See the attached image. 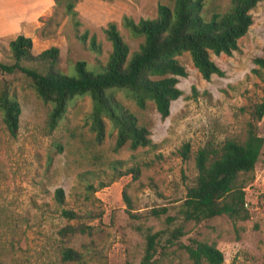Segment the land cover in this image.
I'll use <instances>...</instances> for the list:
<instances>
[{
	"label": "rangeland",
	"instance_id": "1",
	"mask_svg": "<svg viewBox=\"0 0 264 264\" xmlns=\"http://www.w3.org/2000/svg\"><path fill=\"white\" fill-rule=\"evenodd\" d=\"M158 3L172 6L173 0H77L79 26H74L63 3L55 4L41 20L31 52L36 55L55 45L62 72L75 74L79 60L97 70L111 51L103 31L106 24L117 23L132 52L142 38L131 36L121 17L154 18ZM251 15L252 24L238 40L237 50L231 55L210 53L223 75L206 80L188 53L178 57L187 75L178 77L181 95L171 102L165 118L151 101L140 109L116 92V98L150 132L151 145L134 150L128 144L115 147L116 129L106 117L104 136L97 139L89 96L72 100L50 129L52 104L42 101L24 73L0 68V94L8 91L21 109L16 137L9 134L0 110V264H140L146 233L175 227L185 232L181 243L191 238L215 243L223 253L221 264H264V147L245 187L248 218L221 215L183 222L178 214L196 175L195 151L209 142L243 139L249 112L264 97V79L252 72L254 58L263 54L264 0ZM85 30L88 37L95 34L99 53L90 49L88 39L81 40ZM12 62L8 43L0 42V63ZM22 64L39 67L37 62ZM258 131L264 137V116ZM185 142L191 148L184 160L178 149ZM57 188L63 190L62 203L55 197ZM124 194L131 201L130 209ZM161 207L167 212L151 214L152 208ZM62 209L74 211L76 217H64ZM166 216L175 219L166 224ZM66 248L76 252L73 258H64ZM150 264L193 262L178 244L166 245L162 240Z\"/></svg>",
	"mask_w": 264,
	"mask_h": 264
},
{
	"label": "trees",
	"instance_id": "2",
	"mask_svg": "<svg viewBox=\"0 0 264 264\" xmlns=\"http://www.w3.org/2000/svg\"><path fill=\"white\" fill-rule=\"evenodd\" d=\"M173 0V5L157 4L154 18L135 21L128 15L121 17V24L133 37H141L138 48L130 52L117 23L109 21L103 29L111 51L107 61L97 70L89 69L86 61H76L75 74L68 75L59 67V48L50 46L34 55L32 39L18 35L8 43L13 62L0 63L6 72L19 70L31 81L43 102L51 103L48 114L50 129H54L64 116L68 104L78 97L89 96L92 100V125L98 140L105 133L104 118H108L116 129L115 147L128 144L130 149L151 145L149 129L138 122L137 117L115 96L122 92L135 104L144 109L151 101L162 118L168 116L171 102L181 95L177 87L178 77L187 72L179 56L188 53L201 76L209 80L213 74L223 75L222 69L210 58V53L231 55L238 49V40L252 24L251 10L260 0ZM77 0H54L63 3L65 13L74 26H79ZM88 39L92 51L99 53L101 45L95 34L88 37L85 30L81 40ZM262 56L254 58L256 67L252 72L264 79V44ZM23 61L37 62L38 68L22 64ZM0 110L9 134L16 137L19 128L20 104L8 91L0 94ZM250 119L246 123L243 139L226 138L218 144L206 143L194 154L196 175L192 185L178 206L183 222H200L216 216L227 215L246 219L249 212L245 207V187L252 179L251 173L264 147V137L258 131V123L264 116V97L253 105ZM190 143L178 149L182 159L190 157ZM60 150V148H58ZM137 168L130 172L138 173ZM55 197L63 201V190L57 188ZM128 209L130 199L124 194ZM68 219L76 217L72 210L62 209ZM130 213V211H127ZM151 214L159 216L167 212L166 207L152 208ZM131 215V213H130ZM166 216V224L174 220ZM185 234L182 227L172 230L148 231L146 245L140 264H150L162 240L166 245L178 244L185 249L193 264H221L223 253L215 243L196 238L189 243L179 240ZM76 252L70 248L63 251L64 258H73Z\"/></svg>",
	"mask_w": 264,
	"mask_h": 264
},
{
	"label": "crops",
	"instance_id": "3",
	"mask_svg": "<svg viewBox=\"0 0 264 264\" xmlns=\"http://www.w3.org/2000/svg\"><path fill=\"white\" fill-rule=\"evenodd\" d=\"M54 8L53 0H0V42L9 43L18 35H24L35 43L41 20Z\"/></svg>",
	"mask_w": 264,
	"mask_h": 264
}]
</instances>
